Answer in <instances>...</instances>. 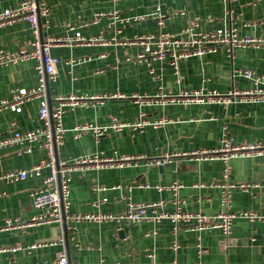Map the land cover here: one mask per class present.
Segmentation results:
<instances>
[{"label":"crops","instance_id":"1","mask_svg":"<svg viewBox=\"0 0 264 264\" xmlns=\"http://www.w3.org/2000/svg\"><path fill=\"white\" fill-rule=\"evenodd\" d=\"M23 1L0 0V13L17 8ZM39 1L46 2L51 12L49 26L43 18L39 20L40 40L60 41L52 49V55L60 59L57 79L48 82L45 91L50 107L63 97L104 98L89 106L66 108L63 125L67 133L64 145L57 147L58 161L69 163L94 156L143 157L124 167L75 171L69 213L118 216L126 212L130 200L158 203L165 213H172L174 194L160 189L175 183L182 185L179 196L184 211L213 215L224 209L222 189L215 187L224 179V164L198 160L193 153L219 148L224 133L234 145L264 143V99L259 96V91L264 93V50L244 48L228 54L221 49L216 54L190 58L181 62L179 77L170 65L156 62L160 79L155 81L150 67L140 61L142 48L127 43L159 31L179 34L189 19L195 17L201 20L205 31L235 23L240 36L264 37V0ZM158 6L167 16L163 28L152 17ZM97 14L102 15L97 17ZM117 15L143 19L121 24ZM250 23L254 25L247 26ZM78 33L85 42L76 40ZM33 41L35 36L25 21L0 28V50L15 53ZM38 64L37 60H29L0 66V102L10 100L15 90L37 88ZM237 69L253 70L262 83L235 77ZM233 90L252 91V95L235 97L226 105L208 101L165 102L161 97L178 99L185 93L227 94ZM139 98L148 99L138 102ZM39 109V101L33 100L21 112H0V137L15 129L43 128ZM141 113L152 121L166 119L168 123L143 131H112L99 140L91 132L76 138V127L110 125L113 118L132 123ZM19 150L10 148L0 152V175L29 169L48 157L40 144L33 145L28 153L18 155ZM230 167L228 182L264 186V155L234 158ZM48 175V170L42 174ZM42 181L40 177L16 183L0 182V224L7 218L33 217L36 210L30 192L39 188ZM232 196L234 211L264 213V187L254 192L235 190ZM173 228L169 220L160 224L84 222L72 231L67 222L69 243L64 222L40 226L27 233H0V247L64 241L31 253H0V264H55L57 254L63 250L69 264H264V222L236 219L229 238L220 230L198 233L182 228L177 253L172 249ZM199 244L204 249L202 254ZM226 244L228 248L223 249Z\"/></svg>","mask_w":264,"mask_h":264},{"label":"built area","instance_id":"2","mask_svg":"<svg viewBox=\"0 0 264 264\" xmlns=\"http://www.w3.org/2000/svg\"><path fill=\"white\" fill-rule=\"evenodd\" d=\"M51 12L46 2L39 0H24L17 8H8L0 13V28L13 25L18 22H27L35 36V41L29 46H22L17 52L10 53L0 50V66H8L29 60H37V72L39 75V83L37 88L33 90H15L12 92L10 100H2L0 102V112L11 110L21 112L26 104L33 100L40 103L39 117L43 121V128L29 131L13 130L11 133L0 137V152L10 148H20L18 155L31 152V147L35 144L47 151L46 160L32 166L29 169L13 170L0 175V182L16 183L32 178L42 177V185L30 192L33 207L36 213L28 220H22L20 217L7 218L0 224V233L5 232H22L28 231L48 225H62L64 215L69 223V229L74 231L78 229V225L84 222L107 223V222H126L130 224L154 223L160 224L165 220H169L174 224L173 235L175 240L172 249L175 253L180 249L178 240L179 232L182 228H188L191 231L203 233L210 230H220L227 238L232 235L233 224L236 219H243L249 222H264V213L256 211H234L233 210V192L240 190L243 192H254L264 187L259 183H239L234 184L228 182L231 174L230 162L232 159L244 156H263L264 143L234 145L231 138L224 133L219 148L214 150H201L193 154L196 159L221 161L224 164L223 181L216 184L215 187L222 189V209L219 213L213 215H204L201 213H190L184 211L183 202L179 196L181 184L175 183L170 187L161 188L160 190H168L174 194V211L165 213L158 203L141 204L129 201L127 210L124 214L113 216L112 214H77L71 215L69 209L71 206L70 194L72 174L75 171H86L90 168H114L124 167L130 162L143 159V157L124 156L119 159L103 158L94 156L92 158H77L72 162H59L56 156L57 147L64 145L67 130L63 125V117L67 107H85L91 103L104 99L103 97H66L59 98L54 107L50 104L45 96L48 82H55L57 79V67L60 59L52 55V49L60 44L59 40L49 38L48 40H40L39 20L43 18L46 25L49 26V18ZM102 14H97L100 17ZM157 21V26L163 28L167 19L158 6L156 13L152 16ZM116 19L121 24H128L132 20H141L143 18H120ZM254 23L247 24L252 26ZM77 41L85 42L81 34L76 35ZM71 42V40H66ZM92 41V40H91ZM127 44L136 45L142 48L140 61L146 63L150 67L153 79L158 81L160 75L154 66L156 62L170 65L176 76H180V64L182 61L203 57L209 54H216L221 49L226 50L228 54L233 53L236 49L252 48L264 50V37L256 36H240L235 23L225 28L205 31L199 18L189 19L187 25L179 34H172L166 31L157 33L143 34L133 38ZM235 77H244L254 81L255 84L262 83V78L256 76L253 70L237 69L234 72ZM259 96L264 99V93L259 91ZM252 95V91L239 92L237 90L230 91L227 94H220L213 91L209 94L204 92L185 93L177 98H169L161 96L165 102H204L208 101L217 104H230L235 97H244ZM160 98V95H158ZM243 98V99H244ZM139 98L138 102H144ZM92 101V102H91ZM153 102L149 103L152 104ZM168 123L166 119L150 120L145 113H141L136 122H120L116 118L112 119L110 125H94L85 124L74 129L76 138H80L84 133H93L99 140L110 132H121L126 129L133 131H143L146 128H158ZM22 149V150H21ZM183 155L187 156V153ZM192 155V154H189ZM164 159L163 161H166ZM160 162V161H159ZM48 170V176H42L43 172ZM148 187V186H147ZM61 242H45L35 243L23 246L18 243L13 246L0 247V253H16L20 251L33 252L38 248H45L53 245L63 244ZM228 244L223 245V249H227ZM199 254L204 252L203 247L199 244ZM55 264H69V258L65 250L57 254Z\"/></svg>","mask_w":264,"mask_h":264},{"label":"water","instance_id":"3","mask_svg":"<svg viewBox=\"0 0 264 264\" xmlns=\"http://www.w3.org/2000/svg\"><path fill=\"white\" fill-rule=\"evenodd\" d=\"M63 222H64V228H65V234H66V240L67 242L69 243V236H68V230H67V220H66V216L64 215V219H63ZM71 264V263H70Z\"/></svg>","mask_w":264,"mask_h":264}]
</instances>
